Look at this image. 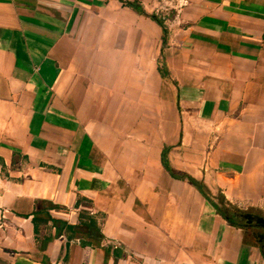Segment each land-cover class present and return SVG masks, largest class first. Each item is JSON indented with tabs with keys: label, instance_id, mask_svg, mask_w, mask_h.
<instances>
[{
	"label": "crops",
	"instance_id": "0c3cea01",
	"mask_svg": "<svg viewBox=\"0 0 264 264\" xmlns=\"http://www.w3.org/2000/svg\"><path fill=\"white\" fill-rule=\"evenodd\" d=\"M158 4L0 0V264H262L187 178L264 210V0Z\"/></svg>",
	"mask_w": 264,
	"mask_h": 264
},
{
	"label": "trees",
	"instance_id": "16d2710c",
	"mask_svg": "<svg viewBox=\"0 0 264 264\" xmlns=\"http://www.w3.org/2000/svg\"><path fill=\"white\" fill-rule=\"evenodd\" d=\"M152 18L155 19L153 16H152ZM155 21L162 27V25L159 21H157L156 19H155ZM162 31L164 33V38L162 39V41L165 42V31H164L163 27H162ZM160 73L162 75H165L164 71L161 69H160ZM167 151H168L167 147H164L162 149L161 154H160V163H161V166L164 168V170L170 176L173 177V173L171 172L169 165H168V161H167ZM187 179L190 182V184H192L206 200H209L208 197L206 196V194L204 193L202 186H200L192 178L188 177ZM210 203H211L212 207L214 208V210L216 211V213L221 218H223L229 224H231L233 226H237V225L233 224L232 219H231V217H233L234 213H232L230 216H227L225 211L220 209L216 203H213L211 201H210ZM220 203L227 204L221 196H220ZM52 208H56V207L52 206ZM78 218H79V226H70V225H67L66 223L56 221V220H52L53 223L57 224L56 234L61 233V232H68V233H70V235L77 234L79 245L81 247L89 246L92 243H98L101 239V235H100L99 228L97 226V222H96L95 218L93 216H90L88 214V212H84V211L79 212ZM39 222H40V220H37L35 218V216L32 218V223L34 224V226L35 225L37 226V224ZM79 227L82 228L83 230H79Z\"/></svg>",
	"mask_w": 264,
	"mask_h": 264
},
{
	"label": "rangeland",
	"instance_id": "374dc122",
	"mask_svg": "<svg viewBox=\"0 0 264 264\" xmlns=\"http://www.w3.org/2000/svg\"><path fill=\"white\" fill-rule=\"evenodd\" d=\"M204 193L208 197V199L216 203L220 209L224 210L227 216H230L232 213L241 214L242 216L245 214L254 215L256 217H260L264 220V210L257 208H243L236 207L230 204H222L220 203V196L218 192H214L211 195L204 187H202ZM233 224L237 225L243 231V239L244 242L254 244L260 252L262 264H264V230L255 225H251L245 227L246 224L243 219H237L235 217H231Z\"/></svg>",
	"mask_w": 264,
	"mask_h": 264
},
{
	"label": "built area",
	"instance_id": "2783aa9c",
	"mask_svg": "<svg viewBox=\"0 0 264 264\" xmlns=\"http://www.w3.org/2000/svg\"><path fill=\"white\" fill-rule=\"evenodd\" d=\"M184 3L185 0H159V4L153 9L152 16L164 25L167 22V16L170 10H175L176 7L184 5ZM262 42L264 43V27L262 32ZM3 218L4 216L1 214L0 220Z\"/></svg>",
	"mask_w": 264,
	"mask_h": 264
},
{
	"label": "flooded vegetation",
	"instance_id": "af4514ba",
	"mask_svg": "<svg viewBox=\"0 0 264 264\" xmlns=\"http://www.w3.org/2000/svg\"><path fill=\"white\" fill-rule=\"evenodd\" d=\"M233 217H235V218H237V219H243V221L246 223V224L244 225L245 227L251 226V225L253 224V225L257 226V227L262 228V227L260 226V224H256V223H255L254 218H255L256 216H254V215H250V218H247V217L243 218L241 214H236V213H234V214H233ZM262 229L264 230V228H262Z\"/></svg>",
	"mask_w": 264,
	"mask_h": 264
},
{
	"label": "water",
	"instance_id": "95a60500",
	"mask_svg": "<svg viewBox=\"0 0 264 264\" xmlns=\"http://www.w3.org/2000/svg\"><path fill=\"white\" fill-rule=\"evenodd\" d=\"M242 217H243V218H245V217L250 218V215L245 214V215H243ZM254 221H255L256 224H260V226H261L262 228H264V220H263L262 218H260V217H255V218H254Z\"/></svg>",
	"mask_w": 264,
	"mask_h": 264
}]
</instances>
